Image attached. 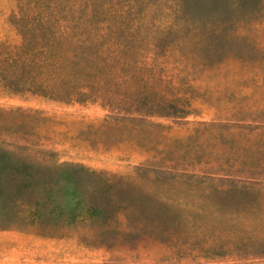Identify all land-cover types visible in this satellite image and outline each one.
<instances>
[{"label":"rangeland","instance_id":"374dc122","mask_svg":"<svg viewBox=\"0 0 264 264\" xmlns=\"http://www.w3.org/2000/svg\"><path fill=\"white\" fill-rule=\"evenodd\" d=\"M99 4L95 46L129 62L117 77L140 91L154 75L177 110L0 89V145L74 182L71 221H0V264H264V0ZM18 7L0 0V45L22 43Z\"/></svg>","mask_w":264,"mask_h":264},{"label":"trees","instance_id":"16d2710c","mask_svg":"<svg viewBox=\"0 0 264 264\" xmlns=\"http://www.w3.org/2000/svg\"><path fill=\"white\" fill-rule=\"evenodd\" d=\"M100 1L18 0V11L11 20L22 43L13 48L0 45V89L6 94L31 93L59 101L109 98L112 100L109 104H133L127 107L147 113L157 112L158 107L177 110L172 100L167 101L165 92L161 93L151 82L154 75L142 77L147 88L131 91L130 84L115 74L119 67L129 65L128 59L104 57L95 46L92 27L104 15ZM111 33L120 35L123 31L116 27ZM102 71L112 77L109 82L103 79ZM117 88L125 93L114 97ZM63 169H51L0 145V221L29 224L71 221L65 216L63 199L74 182L69 179L72 169L67 168L68 173ZM226 185L243 197L261 193L234 181ZM28 188L42 190L46 193L45 200L40 202L23 195ZM240 246L248 248L251 243L247 241Z\"/></svg>","mask_w":264,"mask_h":264}]
</instances>
